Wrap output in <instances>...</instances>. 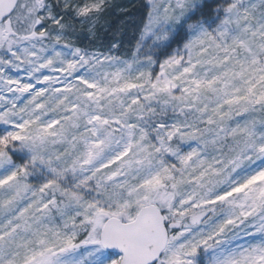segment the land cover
Instances as JSON below:
<instances>
[{
	"label": "snow or ice",
	"instance_id": "obj_1",
	"mask_svg": "<svg viewBox=\"0 0 264 264\" xmlns=\"http://www.w3.org/2000/svg\"><path fill=\"white\" fill-rule=\"evenodd\" d=\"M0 264H264V0H0Z\"/></svg>",
	"mask_w": 264,
	"mask_h": 264
},
{
	"label": "trees",
	"instance_id": "obj_2",
	"mask_svg": "<svg viewBox=\"0 0 264 264\" xmlns=\"http://www.w3.org/2000/svg\"><path fill=\"white\" fill-rule=\"evenodd\" d=\"M118 3H127L128 0H117Z\"/></svg>",
	"mask_w": 264,
	"mask_h": 264
}]
</instances>
